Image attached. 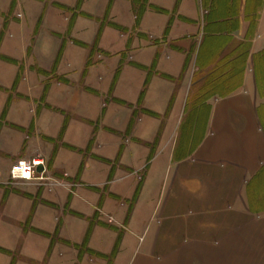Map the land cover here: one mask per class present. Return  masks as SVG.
Masks as SVG:
<instances>
[{"label": "crops", "instance_id": "0c3cea01", "mask_svg": "<svg viewBox=\"0 0 264 264\" xmlns=\"http://www.w3.org/2000/svg\"><path fill=\"white\" fill-rule=\"evenodd\" d=\"M49 1L67 7L79 2L83 11L95 2L100 13L112 11L113 23L102 26L77 17L68 29L63 13L61 17L53 11L42 19L43 26L51 22V29L62 32L88 30L89 26L95 31L96 47L112 34L108 30L126 37L125 50L116 53L122 56L107 93L111 105L121 108L115 111L119 127L112 128L119 137L113 160L123 151L122 165L136 173L150 163L138 208H147L153 200L146 192L155 181L161 180L160 187L167 191L159 227L152 233L145 229L151 238L147 250L160 251L159 264H264V0ZM12 2L7 12L19 17L7 23L24 30L22 0H15L14 9ZM68 44L63 42L62 57H66ZM123 55L128 63L121 69ZM95 95L102 92L97 90ZM148 126L157 130L152 141L142 136ZM67 131L68 136L70 128ZM126 132L131 141L158 140L151 162L152 151L142 154L135 142L122 144L121 135ZM5 137H9L7 144L13 139L8 134ZM20 153L18 162L24 160ZM36 153L34 148L24 158L35 159ZM55 163L62 169L58 158ZM126 181L132 184L130 189L135 188L133 178ZM35 184L17 183L30 189ZM58 192L63 202L66 193ZM16 194L4 193L3 202ZM56 197L39 191L38 199H21L23 205L29 201L32 206L16 221L20 224L17 232H53L56 215L47 221L50 215L43 216L40 208L47 209L48 204L41 203L54 202ZM26 221L32 225L25 229L21 224ZM146 258L138 264H152Z\"/></svg>", "mask_w": 264, "mask_h": 264}, {"label": "rangeland", "instance_id": "374dc122", "mask_svg": "<svg viewBox=\"0 0 264 264\" xmlns=\"http://www.w3.org/2000/svg\"><path fill=\"white\" fill-rule=\"evenodd\" d=\"M33 2L22 0L26 11L23 30L7 23L19 17L18 13L7 12L11 0H0V9L6 12L0 15V264H138L144 257L159 264L162 255L160 251L147 250L151 238L145 229L152 233L159 227L167 191L160 187L161 180L155 181L146 192V197L153 200L147 208H138L150 163L136 173L122 165L123 151L113 160L119 137L112 128L119 127L115 111L121 108L111 105L113 100L107 93L122 56L116 53L125 50L126 37L108 30L112 34L96 47L95 31L89 26L88 30L68 31L70 22L77 17L102 26L113 23L112 11L100 13L95 2L84 8L90 14L79 2L68 7L50 4L49 0L45 5ZM137 6L140 11L141 5ZM11 7L15 8L14 2ZM53 11L60 12L61 17L63 13L69 23L66 31L51 29V22L43 26L42 19ZM124 18L128 22L127 12ZM72 34L89 45L75 42ZM64 41L69 43L65 45L66 57L61 56ZM124 55L121 69L128 63ZM97 90L101 96L95 95ZM156 132L148 126L142 136L152 141ZM7 134L13 137L9 144ZM121 138L125 147L135 142L137 152L152 151L150 162L155 158L158 140L147 144L143 140L131 141L127 132ZM34 148L37 153L33 157L46 159L50 173L47 170V179L29 182L36 183L30 189L13 182L10 169L13 162H18L20 151L25 157ZM24 157L21 159L26 160ZM57 158L62 169L54 166ZM128 178H133L135 188L130 189ZM59 188L66 193L65 204L58 197ZM39 191L57 195L54 202H40L42 206L48 204L47 209L40 208L43 216L50 215L47 221L56 215L55 230L17 232L20 224L16 221L32 206L29 201L23 205L21 199H38ZM13 192L17 194L4 204V193ZM5 217L6 222H2ZM31 225V221L21 224L25 229Z\"/></svg>", "mask_w": 264, "mask_h": 264}, {"label": "built area", "instance_id": "2783aa9c", "mask_svg": "<svg viewBox=\"0 0 264 264\" xmlns=\"http://www.w3.org/2000/svg\"><path fill=\"white\" fill-rule=\"evenodd\" d=\"M46 173L47 165L44 158L22 160L12 166L10 179L13 182H35L47 179L45 178Z\"/></svg>", "mask_w": 264, "mask_h": 264}, {"label": "trees", "instance_id": "16d2710c", "mask_svg": "<svg viewBox=\"0 0 264 264\" xmlns=\"http://www.w3.org/2000/svg\"><path fill=\"white\" fill-rule=\"evenodd\" d=\"M13 2L15 3V0H13ZM13 2H12V3H13ZM137 2H138V1H135V3H137ZM138 18L140 19V15L138 16Z\"/></svg>", "mask_w": 264, "mask_h": 264}]
</instances>
